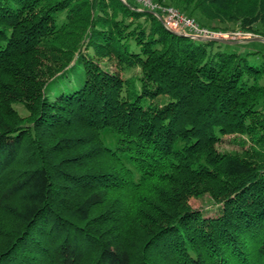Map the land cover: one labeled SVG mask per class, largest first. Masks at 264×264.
Wrapping results in <instances>:
<instances>
[{
    "label": "trees",
    "instance_id": "1",
    "mask_svg": "<svg viewBox=\"0 0 264 264\" xmlns=\"http://www.w3.org/2000/svg\"><path fill=\"white\" fill-rule=\"evenodd\" d=\"M152 1L264 39V0ZM234 44L137 0H0V264H264V58Z\"/></svg>",
    "mask_w": 264,
    "mask_h": 264
},
{
    "label": "rangeland",
    "instance_id": "2",
    "mask_svg": "<svg viewBox=\"0 0 264 264\" xmlns=\"http://www.w3.org/2000/svg\"><path fill=\"white\" fill-rule=\"evenodd\" d=\"M197 20L200 21L199 17L196 16L195 17ZM232 31L230 32H234V35H230L228 37H226V40L229 41H241L240 43L234 44V45H226L229 50L232 51H239L242 53H250V52H257L259 56H261V58H264V43H260V42H256V41H248L249 38H253L250 35L247 34H243L240 33L239 31V27L237 25H232L231 26ZM259 30V29H258ZM175 31L177 33H181L183 34L184 31L180 28L175 29ZM260 32V31H259ZM113 69V67H112ZM135 71H132L130 73H127V77L131 76L132 74H134ZM262 84H264V79L261 82ZM19 112L22 115H26V112L24 111V109L22 107H18ZM222 151H227V152H231V151H241V145L235 141L234 136H226L222 139V143L221 146L219 147ZM210 198L205 197L203 199H199V200H192L191 204L194 208H203L205 210H210L212 208V203H210ZM215 212L214 209H211V214H213Z\"/></svg>",
    "mask_w": 264,
    "mask_h": 264
},
{
    "label": "built area",
    "instance_id": "3",
    "mask_svg": "<svg viewBox=\"0 0 264 264\" xmlns=\"http://www.w3.org/2000/svg\"><path fill=\"white\" fill-rule=\"evenodd\" d=\"M122 1L125 2L126 0H122ZM137 1L146 9L152 12L161 11V15L165 22V25L172 31H175V29L180 28L184 31V34L194 37H202V38H210V39H225L226 37L235 34V33L222 34V33L211 32L210 30L201 27L195 21V19H192L182 14L179 10L175 8L162 7L158 4H155L152 0H137ZM247 35H250L253 38H257L253 34H247Z\"/></svg>",
    "mask_w": 264,
    "mask_h": 264
},
{
    "label": "water",
    "instance_id": "4",
    "mask_svg": "<svg viewBox=\"0 0 264 264\" xmlns=\"http://www.w3.org/2000/svg\"><path fill=\"white\" fill-rule=\"evenodd\" d=\"M191 37L196 39V40H198V41L215 40V41L228 43V44L240 43L241 42V41H229V40H226V39H210V38H202V37H194V36H191ZM254 40H261V39L259 37H257V38L249 39L248 41H254Z\"/></svg>",
    "mask_w": 264,
    "mask_h": 264
},
{
    "label": "crops",
    "instance_id": "5",
    "mask_svg": "<svg viewBox=\"0 0 264 264\" xmlns=\"http://www.w3.org/2000/svg\"><path fill=\"white\" fill-rule=\"evenodd\" d=\"M261 40H254L256 42H260V43H264V39L263 38H260Z\"/></svg>",
    "mask_w": 264,
    "mask_h": 264
}]
</instances>
